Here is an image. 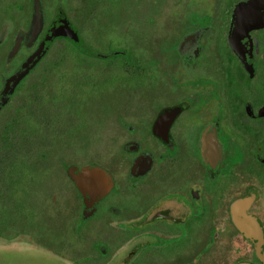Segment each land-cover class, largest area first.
Instances as JSON below:
<instances>
[{"label":"flooded vegetation","instance_id":"obj_1","mask_svg":"<svg viewBox=\"0 0 264 264\" xmlns=\"http://www.w3.org/2000/svg\"><path fill=\"white\" fill-rule=\"evenodd\" d=\"M89 2L0 0L1 131L23 128L25 85L37 67L9 97L12 76L64 21L86 39V54L132 73V106H111L119 86L83 99L77 112L86 117L51 126L33 173L17 174L15 190L4 181L6 211L9 190L17 193L19 234L0 232V240L31 239L63 264H264V0H146L144 70L115 58H132L121 29L128 0H97V46L88 40ZM100 69L99 83L110 79ZM88 165L103 171L101 198L74 182ZM42 202L64 216L62 230L44 232Z\"/></svg>","mask_w":264,"mask_h":264},{"label":"trees","instance_id":"obj_2","mask_svg":"<svg viewBox=\"0 0 264 264\" xmlns=\"http://www.w3.org/2000/svg\"><path fill=\"white\" fill-rule=\"evenodd\" d=\"M88 8L90 15L88 40L91 45L97 46V30L100 20L97 0H90ZM112 8L113 4L106 2L105 11H112ZM76 22H78L79 32L81 33L80 19ZM44 25L45 21L42 18L38 33L34 36V42L43 31ZM78 37V42L69 37H56L48 42L46 53L28 73L29 75L37 67L33 72V76L38 77L36 78L37 82H29L25 85L23 128L19 130L15 128L0 130V226L6 213L9 215V222L16 221L18 214L17 193L11 190L18 187L17 174L24 173L26 178L33 173L36 159L41 157L42 154L48 155L49 144L45 141L47 142L53 136L51 126L64 125L68 114L72 116L73 123L86 117L77 110H81L86 101L90 104L99 90L106 91V88L115 86H119L122 92L132 89V79H129L132 73L128 64L102 65L98 63L99 57L96 54L85 53L86 50L82 45L86 42V39L82 40V36H79V34ZM109 37L111 43H114L112 41L113 36L110 35ZM64 38L68 39L65 40ZM39 47L33 54L38 51ZM94 49H97V47H94ZM118 55L115 58L119 60L129 61L132 59L131 61H134L136 59L141 61V64H137V68L145 69L144 58L136 55L133 49L132 58L128 52ZM101 67L105 70V77L110 79H105L99 83L98 76L101 75ZM22 70L24 71H19L17 74L26 71L24 66ZM28 75L22 80L27 78ZM136 75V84L144 85L145 74L138 71ZM22 80L18 83L14 81L9 97ZM102 87H105V89ZM68 93H71L73 99L71 107L68 105ZM8 99L3 101L2 106L8 103ZM83 99V104H80ZM69 109H71L70 112ZM83 123H85V120H83ZM62 131L64 132V130ZM5 180H7L11 189L9 190V197L13 202V206L10 204L8 211L3 208L1 203L3 194L1 190L4 187Z\"/></svg>","mask_w":264,"mask_h":264},{"label":"rangeland","instance_id":"obj_3","mask_svg":"<svg viewBox=\"0 0 264 264\" xmlns=\"http://www.w3.org/2000/svg\"><path fill=\"white\" fill-rule=\"evenodd\" d=\"M77 5L79 6V3H77ZM149 14L150 13L149 10H147L146 0H128V3L124 8V16L121 20L122 31H125L126 36L132 37V49L135 50V46H137V51L135 50L134 52L138 56L141 55L143 58L146 54L145 50H147V47L150 44L146 25L147 16H149ZM76 20L77 19H75V22ZM161 27H163V25L158 26L157 30L154 32L156 37H159L157 34L161 33L158 30ZM118 37L119 36L116 34L115 38ZM33 77L34 76L29 78L27 83L33 82ZM116 98L117 100H110V102H112L111 106L119 107L120 109H125L132 106V93L130 94L128 92H121L119 97ZM113 103L115 104L113 105ZM95 152L96 150L94 151V154H96ZM64 154V148H60V155L63 157ZM87 167H89L90 170L93 169L91 165H88L84 168ZM86 173L87 171L83 170L81 177H85ZM26 178H28V176ZM49 187L50 184L44 186V188L42 186V188L46 191ZM32 188L33 187H31V189ZM29 193L30 196H32V192ZM42 204L44 207H42L43 213L41 215V224L44 226V228H46L44 232L48 233L49 229H53L54 231L62 230L64 226L60 223V221L64 218V216H61L58 213L55 215L49 206L46 207V205L50 203L44 204L42 202ZM54 220L56 221V224ZM3 229H5V232H2ZM0 231L2 234H8L10 237L15 235L18 236L19 233L17 232L19 231V228L17 217L16 221L9 222L8 227L6 226L5 228L0 226ZM48 246L52 247L53 245L48 244ZM0 264H63V262L56 254L50 253L49 251L41 248L31 239L22 240L19 238L16 240H11V238H8L0 240Z\"/></svg>","mask_w":264,"mask_h":264},{"label":"water","instance_id":"obj_4","mask_svg":"<svg viewBox=\"0 0 264 264\" xmlns=\"http://www.w3.org/2000/svg\"><path fill=\"white\" fill-rule=\"evenodd\" d=\"M56 37H69L76 42L79 41L78 34L70 27L68 22H63V25L59 28H54L51 35H47L45 39L42 41L38 51L33 54L25 63L24 68L26 69L25 72L19 73L15 75L11 81H16V83L20 82L32 68H34L37 63L40 61L42 56L46 53V43L52 41ZM85 171L87 173L85 174V177H83V180L80 178L74 177V182L77 184V187L79 190L84 194L86 191L93 190L95 192V195L103 197L106 194L107 187H101L98 185L99 182V176L103 173L101 169L93 168L90 170V168H85Z\"/></svg>","mask_w":264,"mask_h":264}]
</instances>
